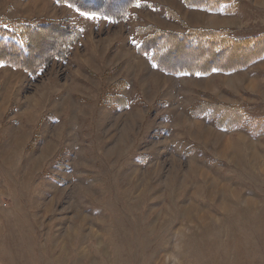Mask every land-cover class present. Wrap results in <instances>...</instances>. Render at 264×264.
<instances>
[{
    "label": "rangeland",
    "instance_id": "obj_1",
    "mask_svg": "<svg viewBox=\"0 0 264 264\" xmlns=\"http://www.w3.org/2000/svg\"><path fill=\"white\" fill-rule=\"evenodd\" d=\"M182 2L0 0L46 61L0 66V264H264V0Z\"/></svg>",
    "mask_w": 264,
    "mask_h": 264
},
{
    "label": "trees",
    "instance_id": "obj_2",
    "mask_svg": "<svg viewBox=\"0 0 264 264\" xmlns=\"http://www.w3.org/2000/svg\"><path fill=\"white\" fill-rule=\"evenodd\" d=\"M59 1V0H58ZM63 3L73 5L77 10L86 13L96 14L108 18L110 21L119 22L125 19L129 13V9L135 7L138 0H61ZM185 5L189 8L208 10L216 12L221 4H226L229 1L226 0H183ZM32 24V25H31ZM37 25L33 23H27L23 20L0 21V65L12 66L15 68L25 69L35 76L45 65V60H39V62H33L32 68L28 65L29 59L33 56V49L31 48V41L34 32L38 31ZM214 36L216 34H225L222 31H212ZM66 39H69L61 46V50L56 52V56H52L54 59L57 57L61 61L66 59L72 46L79 38L78 31H63ZM189 33V37H190ZM148 38V37H146ZM144 38L141 40L138 52L145 54L148 51V45L153 44L151 48H155L154 40L158 36L154 35L151 39ZM65 39V40H66ZM150 48V47H149ZM242 49V48H239ZM59 52V55L57 53ZM31 55V56H30ZM26 64H25V62ZM182 72V71H181Z\"/></svg>",
    "mask_w": 264,
    "mask_h": 264
},
{
    "label": "snow or ice",
    "instance_id": "obj_3",
    "mask_svg": "<svg viewBox=\"0 0 264 264\" xmlns=\"http://www.w3.org/2000/svg\"><path fill=\"white\" fill-rule=\"evenodd\" d=\"M137 6H139V5H137ZM69 7H71V5H69ZM80 15L85 16V17L88 18V19H94V18H95V17L90 16V15H88V14H86V13H83V12H81ZM0 66H2V65H0ZM153 66L155 67V65H153Z\"/></svg>",
    "mask_w": 264,
    "mask_h": 264
},
{
    "label": "crops",
    "instance_id": "obj_4",
    "mask_svg": "<svg viewBox=\"0 0 264 264\" xmlns=\"http://www.w3.org/2000/svg\"><path fill=\"white\" fill-rule=\"evenodd\" d=\"M182 3H184V2H182ZM184 6H186L185 3H184ZM186 7H187V6H186ZM191 9H195V8H191ZM196 10H197V9H196ZM200 10H201V9H200ZM212 13H215V12H212Z\"/></svg>",
    "mask_w": 264,
    "mask_h": 264
}]
</instances>
